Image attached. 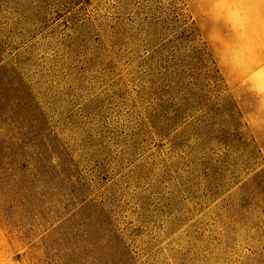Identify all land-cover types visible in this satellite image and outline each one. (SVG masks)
<instances>
[{"label":"rangeland","instance_id":"rangeland-1","mask_svg":"<svg viewBox=\"0 0 264 264\" xmlns=\"http://www.w3.org/2000/svg\"><path fill=\"white\" fill-rule=\"evenodd\" d=\"M0 264H264V94L191 0H0Z\"/></svg>","mask_w":264,"mask_h":264},{"label":"crops","instance_id":"crops-1","mask_svg":"<svg viewBox=\"0 0 264 264\" xmlns=\"http://www.w3.org/2000/svg\"><path fill=\"white\" fill-rule=\"evenodd\" d=\"M225 81L263 98L264 0H191Z\"/></svg>","mask_w":264,"mask_h":264}]
</instances>
